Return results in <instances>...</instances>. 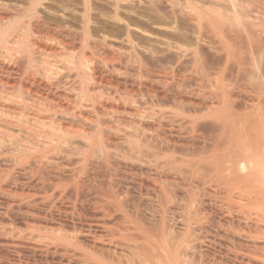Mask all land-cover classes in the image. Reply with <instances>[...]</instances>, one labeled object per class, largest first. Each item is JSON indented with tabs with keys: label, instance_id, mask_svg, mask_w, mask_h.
I'll return each mask as SVG.
<instances>
[{
	"label": "bare ground",
	"instance_id": "1",
	"mask_svg": "<svg viewBox=\"0 0 264 264\" xmlns=\"http://www.w3.org/2000/svg\"><path fill=\"white\" fill-rule=\"evenodd\" d=\"M54 1L0 0V264H264V0Z\"/></svg>",
	"mask_w": 264,
	"mask_h": 264
},
{
	"label": "rangeland",
	"instance_id": "2",
	"mask_svg": "<svg viewBox=\"0 0 264 264\" xmlns=\"http://www.w3.org/2000/svg\"><path fill=\"white\" fill-rule=\"evenodd\" d=\"M54 3L57 5V6H59L60 8H63V9H65L66 10V12H68L69 14L70 13H75L76 11L73 9L74 8V6H64V7H62L63 6V4H62V1H60V0H55L54 1ZM49 15H50V13H49ZM46 29V28H45ZM45 36V35H44ZM43 36V34H42V36H41V34L39 35V37L43 40V38H44V40L43 41H46V42H50L51 43V40H49V39H46V38H48V37H44Z\"/></svg>",
	"mask_w": 264,
	"mask_h": 264
}]
</instances>
